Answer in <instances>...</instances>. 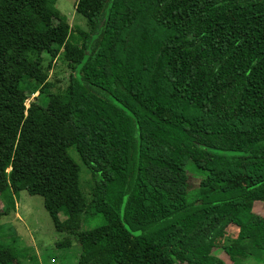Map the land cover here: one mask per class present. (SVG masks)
Masks as SVG:
<instances>
[{"label":"trees","instance_id":"16d2710c","mask_svg":"<svg viewBox=\"0 0 264 264\" xmlns=\"http://www.w3.org/2000/svg\"><path fill=\"white\" fill-rule=\"evenodd\" d=\"M57 3L0 0L4 212L19 191L41 195L79 264H264V0H77L85 27ZM61 54L72 71L51 91L33 72ZM188 160L204 171L195 198ZM233 228L229 263L215 251ZM18 259L0 248V264Z\"/></svg>","mask_w":264,"mask_h":264},{"label":"rangeland","instance_id":"374dc122","mask_svg":"<svg viewBox=\"0 0 264 264\" xmlns=\"http://www.w3.org/2000/svg\"><path fill=\"white\" fill-rule=\"evenodd\" d=\"M76 2L77 0H58L57 6L61 13L67 17L70 25L80 24L85 27L86 22L76 18ZM71 71L72 64L66 61L63 54H61L51 66L45 61L43 70L34 71L33 75L41 82H51L52 86L49 88L51 91H60L68 85ZM69 152L80 165V187L87 201L90 202L92 189L91 172L82 162L74 147H71ZM186 171L188 175V195L190 198H195L198 196L200 180L204 176V171L198 168L192 160L187 161ZM233 172L239 176L245 175L247 173V165L235 164L233 165ZM12 204L14 205L11 206L9 211L4 212L7 208V203L0 197V248L17 250L18 260L23 264H31L33 262L39 264H79L81 253L79 242L74 236L68 235L66 232H60L55 228L53 220L44 205V198L41 195H33L27 190H22L14 195ZM256 211L264 216L263 202L256 206ZM93 213L92 209L87 208V211L83 214L84 229H92L102 223V217ZM202 217H208V214L203 212L192 216L188 224L192 225L197 219ZM236 233L235 228L229 229L217 241V251L215 252L227 262L230 261L229 257L221 248L224 236L235 237ZM67 239L71 243L63 244ZM169 249L172 251V255L176 253L182 255L186 260L188 259V256L184 253L174 250L176 247H169ZM254 262H257V260L253 258L248 260L250 264H254ZM15 264L19 263L16 262Z\"/></svg>","mask_w":264,"mask_h":264},{"label":"crops","instance_id":"0c3cea01","mask_svg":"<svg viewBox=\"0 0 264 264\" xmlns=\"http://www.w3.org/2000/svg\"><path fill=\"white\" fill-rule=\"evenodd\" d=\"M262 235H264V233L261 234V236H262ZM263 237H264V236H262V237L259 239V242L262 243V244H264V240H263L264 238H263ZM216 251H217V248H216ZM223 251H224V250H223ZM220 258H221V257H220Z\"/></svg>","mask_w":264,"mask_h":264}]
</instances>
